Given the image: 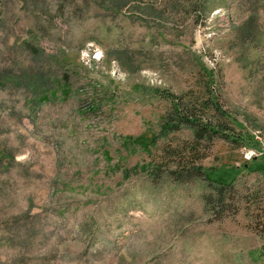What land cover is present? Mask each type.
Masks as SVG:
<instances>
[{"label":"rangeland","instance_id":"obj_1","mask_svg":"<svg viewBox=\"0 0 264 264\" xmlns=\"http://www.w3.org/2000/svg\"><path fill=\"white\" fill-rule=\"evenodd\" d=\"M0 264H264V0H0Z\"/></svg>","mask_w":264,"mask_h":264},{"label":"trees","instance_id":"obj_2","mask_svg":"<svg viewBox=\"0 0 264 264\" xmlns=\"http://www.w3.org/2000/svg\"><path fill=\"white\" fill-rule=\"evenodd\" d=\"M206 106V108L214 109L216 113L219 114V116H222L226 118L227 121H232V117L219 106V103L215 100V98L211 97L209 99V102L202 103ZM175 114L176 119L179 121H182L190 127L193 128L195 137L198 138H204V137H212L215 135L221 134L223 131L222 129V122L215 121L213 119L206 118L205 116L199 114L198 112H194L192 108H189V106L183 107V103L175 102ZM201 110H204V108H201ZM166 128L169 129H175V125H172L171 121L165 122ZM223 137H229L228 132L222 133ZM229 139H232L231 137ZM201 171V170H199Z\"/></svg>","mask_w":264,"mask_h":264}]
</instances>
